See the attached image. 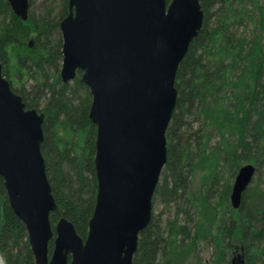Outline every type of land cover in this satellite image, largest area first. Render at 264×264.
I'll return each mask as SVG.
<instances>
[{"label":"trees","instance_id":"1","mask_svg":"<svg viewBox=\"0 0 264 264\" xmlns=\"http://www.w3.org/2000/svg\"><path fill=\"white\" fill-rule=\"evenodd\" d=\"M44 1L35 9L29 0L27 19L22 20L7 0H0L2 74L7 78V46L13 45L16 76L24 71L33 82L13 86L8 79L12 90L25 107L44 115L40 149L56 202L50 222L53 227L63 216L84 238L96 194L91 95L79 71L68 82L59 77L58 24L68 0ZM199 2L203 23L176 71L166 162L152 197V204L161 199L175 213L163 220L152 211L138 235L132 264H206L198 253L201 239L214 246L208 264H229L227 254L236 250L234 235L242 264L264 263V186L259 178L264 173V0ZM251 161L258 179L232 208L233 178ZM197 164L206 171L199 192L191 188ZM52 245L50 240L49 252ZM0 257L3 264H34L25 226L10 208L1 177Z\"/></svg>","mask_w":264,"mask_h":264},{"label":"water","instance_id":"2","mask_svg":"<svg viewBox=\"0 0 264 264\" xmlns=\"http://www.w3.org/2000/svg\"><path fill=\"white\" fill-rule=\"evenodd\" d=\"M7 2L16 16L27 18L28 0ZM67 8L58 24L59 77L68 82L80 72L96 126V194L85 237L63 216L52 227L56 202L40 149L44 115L25 107L1 63L0 177L25 226L34 264H132L166 162L176 71L202 26L203 10L199 0H68ZM254 173L252 163L238 168L232 208Z\"/></svg>","mask_w":264,"mask_h":264},{"label":"rangeland","instance_id":"3","mask_svg":"<svg viewBox=\"0 0 264 264\" xmlns=\"http://www.w3.org/2000/svg\"><path fill=\"white\" fill-rule=\"evenodd\" d=\"M45 2L44 0H33L32 7L36 9L37 6H42L41 4ZM7 52H8V61L6 63V67L8 69V75L7 79H9L13 86L23 85V86H30L32 84V79L27 77L24 71H21L19 73V77L16 76L18 72V68L16 65L15 57H14V51H13V45L7 46ZM215 137V136H214ZM215 141V138L212 139V141ZM213 141V142H214ZM249 163H252L254 165V162L251 161ZM196 168L194 169V173H192L191 177V188L195 192L200 191V187L205 184L206 182V171L201 167V165L197 164ZM255 166V165H254ZM261 184L264 186V173L261 174ZM258 179V174L254 173L251 182L248 186H250L253 182H255ZM152 211L156 215H160L161 218L166 220L167 218H172L174 216L175 210L173 207H169L167 205H164V202H162L161 199H155L152 204ZM179 217L182 219L184 218V214L180 213ZM199 222L201 221V217L198 218ZM232 245L236 247L235 252L228 253L227 259L230 261L229 264H233L231 262L232 259H235L238 257L239 252L237 251V246L239 245V238L234 235L232 237ZM198 253L200 255L201 261L208 264L209 261L214 258V246L212 245V242L209 239H201L198 243ZM1 258V257H0ZM190 258V257H189ZM2 260V259H1ZM236 261V259H235ZM3 264V262H2ZM257 264H264L262 262H257Z\"/></svg>","mask_w":264,"mask_h":264},{"label":"flooded vegetation","instance_id":"4","mask_svg":"<svg viewBox=\"0 0 264 264\" xmlns=\"http://www.w3.org/2000/svg\"><path fill=\"white\" fill-rule=\"evenodd\" d=\"M28 2H29V0H28ZM9 4V3H8ZM10 6V5H9ZM29 6H30V3H29ZM11 8V7H10ZM30 8V7H29ZM29 8H28V12H29ZM12 10V9H11ZM14 13V12H13ZM27 16H28V13H27ZM21 19V18H20ZM27 19V18H26ZM23 20V19H22ZM1 63V62H0ZM1 65H2V63H1ZM2 70H3V65H2ZM4 76V75H3ZM5 77V76H4ZM6 78V77H5ZM7 79V78H6ZM8 80V79H7ZM9 81V80H8ZM9 83H10V81H9ZM10 86H11V84H10ZM12 88V87H11Z\"/></svg>","mask_w":264,"mask_h":264}]
</instances>
